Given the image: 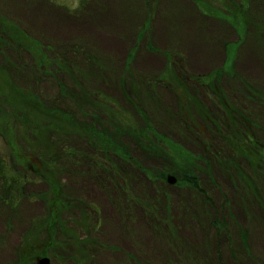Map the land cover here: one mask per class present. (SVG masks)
Instances as JSON below:
<instances>
[{
	"label": "rangeland",
	"instance_id": "rangeland-1",
	"mask_svg": "<svg viewBox=\"0 0 264 264\" xmlns=\"http://www.w3.org/2000/svg\"><path fill=\"white\" fill-rule=\"evenodd\" d=\"M155 1L158 2L0 0V14L16 23L27 36L50 49H71L66 55L75 61L70 68L78 76L96 74L89 82L82 81L81 76L75 83L67 76L58 77L66 83L69 93L80 88L90 93L88 98L93 102L82 105L81 111L71 101L52 97L57 91L52 83H30L32 92L48 107L71 112L79 123L105 129L108 139L125 147L140 165L138 168L121 161L119 148L108 161L93 154L97 152L83 142L74 146L69 142L47 145V137H55L52 128L45 139L38 134V146L31 138L36 134L25 131L20 124L13 127L16 130L12 133V148L0 134V264H36L44 257L50 264H264V197L249 195L235 181L241 177L236 167L246 175L251 172L250 163L243 156H250L249 145L241 138L245 153H234L236 157L227 171L222 170L216 158L218 153L226 154L221 156L223 159L232 157L222 141V136L229 135L231 130L235 134L237 130H251L264 145V106L248 98L245 90L246 86L248 91L264 96V0L241 1L239 11L220 10L221 16L206 20L208 27L222 28L223 37L204 42L207 47H222L208 48L210 55L199 67L193 65L192 57L183 48L170 43L162 46L155 39ZM201 2L225 8V0ZM238 4L235 8L240 7ZM25 54L22 53L23 57ZM5 55L8 56L7 51ZM2 59L1 71L2 66L9 67ZM172 61L178 62L188 78L211 76L214 71L223 70L217 80L207 84L187 82L189 103H184L183 110L190 105L189 115L178 111L175 95L180 94L179 88L151 82L152 77H162ZM7 69L9 73L14 71ZM124 69L137 75L124 74V82L120 81ZM1 71L0 85L5 79ZM138 75L148 79L141 83L136 79ZM239 80L246 85L243 87ZM123 89L134 99L132 103L125 101ZM211 89L218 96L219 90L230 97L232 91L242 104L244 115L226 114ZM138 108L156 132L193 156L195 173L207 200L177 184L174 174V184H168L166 178L159 181L157 174L167 171L170 175L169 170L175 165L173 159L167 164L154 158L135 142L134 135L115 132L113 127L117 125L134 128L144 124L135 113ZM180 108L182 111L181 105ZM198 108L204 113L200 114ZM247 113L254 114L263 130L247 125ZM195 125L200 126L201 134L196 132ZM208 141L216 144L215 148H208ZM51 144L53 148H49ZM73 148L93 157L100 170L91 168V162L72 161L68 168L71 173L53 175L52 185L55 183L54 188L59 191L53 201L59 213L55 220H50L45 200L50 187L34 175L36 167L31 170L28 162L16 156L41 158L44 152L59 161V156L66 155L64 150ZM252 162L258 164L257 160ZM53 164L58 170L63 166L61 161ZM109 166L114 170H109ZM256 168L263 180L264 165L262 169ZM260 190L264 196V188Z\"/></svg>",
	"mask_w": 264,
	"mask_h": 264
},
{
	"label": "trees",
	"instance_id": "trees-1",
	"mask_svg": "<svg viewBox=\"0 0 264 264\" xmlns=\"http://www.w3.org/2000/svg\"><path fill=\"white\" fill-rule=\"evenodd\" d=\"M238 1V3H240ZM234 2L233 0H225V8L218 9L211 6V4H207L206 2H199L198 7L200 12L212 16V17H219L221 16V11H232L236 12L239 11L241 8V3L238 4ZM240 6L239 8H235L236 6ZM237 9V10H236ZM221 10V11H220ZM6 48V49H5ZM151 49V48H150ZM71 49L65 50V52L62 51V49L59 47L52 48L45 47L42 45L39 41H36L35 39H32L31 37L27 36L22 29L16 24L12 23L5 17H3L0 14V57L3 58L2 60H6L5 64L9 67L2 66V75L5 77L3 80V83L0 85V134L3 138H6V141L8 145L12 148L14 145V134L13 131L16 130L17 125L25 129V131H28L29 133L36 134L32 136L33 138V144L34 146L40 145V142L37 138L38 134L43 136V139L47 137V132L50 128H52V134L55 133V137H52L50 134V137H47V145L49 142H57L56 144L60 145L61 142H69L70 146L79 145L80 142L85 143V145H88L92 150H94L100 157L108 159V161L111 159L112 153L115 151L117 152V149L119 148V151L121 152L120 155H118L119 158H121V161L130 163L131 165L137 166L139 168V164L135 162V160L132 159L130 156V152L125 149V147L122 149L120 145L113 144L111 140L108 139L107 131L105 129H97L95 126H92L87 123H79L80 121L75 120L74 117L70 114L71 112L60 110L58 108H50L46 105L44 100L35 94V92H32V90L29 88L30 83H34L36 85L44 83H52L55 85V88L57 91H55V95L52 97H56L55 99H63L65 101H71V103H75V106L77 105L78 111H81L83 108L82 105H90L93 101H91L90 93L87 90H82L80 88L79 91H74L69 93V88L66 86V83H64L63 80H59V76H67L70 78V80L75 83L76 81L80 80L79 76L82 77V81H91L93 78H95L96 74L93 72V74H76L74 71L71 70L70 66H73L75 61H71V57H67V51H70ZM5 51H7V55H5ZM12 52V53H11ZM14 53V54H13ZM23 54L27 57L24 58ZM24 59L28 62L24 64ZM91 64V62H90ZM170 67L165 69V71L161 76L152 77L151 82L155 83H161L164 84V82L170 87L174 88L172 85H175V88H179L180 94L178 93L177 96L175 95V98L178 102L179 107V113H188L192 111V107L185 108L184 103L188 104L189 97L187 94H189L190 89L187 87L188 81H195L200 82L203 81L205 84H207L210 81L217 80L218 77L223 74V70H216L214 71L211 76L206 77H197V78H188L186 73H184L183 69L179 67L178 62L172 61L170 62ZM7 68H11V73H17L19 76H13L11 73H9ZM18 68H21L20 72H27L25 77H22V73L19 72ZM78 73V72H77ZM1 74V73H0ZM124 74L136 76L137 74L132 73L130 71H127L124 69V72L121 75L120 81L124 80ZM165 75V76H164ZM20 76L22 77V80H20ZM139 76V77H138ZM136 79H138L139 82L146 81V77L138 75ZM100 79V78H98ZM124 82V81H123ZM239 83H242V86L244 87L246 84L244 81L239 80ZM244 82V83H243ZM122 83V82H121ZM25 84V85H24ZM172 84V85H171ZM165 85V84H164ZM209 86V85H208ZM210 87V86H209ZM126 88V87H124ZM137 89V88H136ZM218 90V89H217ZM245 90L247 92V97L260 103L264 106V96H257L256 94L248 91V88L245 86ZM212 93L216 97L217 101L224 107V110L226 111V114H232L235 115L237 113L238 115L243 114V110H241V105L239 100L236 99V95L231 91V97L226 92H221L219 90L220 95H217L216 90H212ZM78 92V93H76ZM124 99L127 102V104L132 103L134 99L128 95L126 90L124 91ZM77 94L78 96H76ZM140 92L136 93V98L138 99ZM229 97V99H228ZM191 103L194 105H197L195 100L191 99ZM180 105L182 107V111L180 108ZM4 106V107H2ZM97 110V109H96ZM198 112L204 113L203 109L198 108ZM135 113L139 118H141V121L144 124L140 125V127H129L128 125H117V127H113L115 129V132L121 135H134L135 142H138V145L140 147H143V151H145L147 154L151 155L154 158H158L166 162L167 164L171 162L173 159L172 164H175L173 167L170 168L169 173L176 175L177 184L185 186L187 189H190L191 191L196 192L198 195L202 196L205 200L207 198L205 197L204 191L201 189L200 182L196 175V169H194V158L191 154H188L187 151H185L184 148L181 146L175 144L172 142L171 139L164 137L163 135L159 134L154 130L153 125L150 123L148 117L141 109H136ZM252 113V112H250ZM247 113V116L252 118H246L245 120L248 122L247 125L249 126H258L259 130H263L262 125H259L260 122L256 118L254 114ZM182 115V114H181ZM189 115V113L187 114ZM73 117V118H72ZM207 117V116H206ZM211 118V117H210ZM208 118V120H210ZM112 120V119H111ZM257 124L254 125L253 121ZM9 124H11L10 128ZM20 124V125H19ZM184 124V121H183ZM186 124V123H185ZM184 124V125H185ZM7 125V126H6ZM16 126V128H13ZM54 126V128H53ZM196 128V132L202 133V129L200 126H194ZM72 129H75L74 132ZM59 135H57V134ZM232 133V134H231ZM239 133H242V137ZM231 134V135H230ZM229 135L222 136V141L226 144V148L229 149V152L232 157H229L228 159H223L221 156L226 154H219L216 156L218 165L221 166L222 170L227 171L229 166H231L234 162L233 159L236 157L234 153L240 152L245 153V149L242 148L241 140L245 138V141L249 145V149L247 150V155H243L246 157L248 162L250 163V169L249 171V177L241 170V168L236 167L235 171L237 172L238 177L235 181L239 182V185L242 189L247 191L249 195H254L256 198L264 197L263 194L261 196V190L264 188V179L262 180V174L260 175L259 169L256 168V166H259L261 169L264 164V145L263 142L257 141L258 138L255 137V134L250 130V133H243L241 131H235L231 130ZM247 137V138H246ZM242 138V139H241ZM42 139V142H46ZM247 139V140H246ZM244 140V139H243ZM259 140V139H258ZM214 142V140H213ZM28 144V143H27ZM32 144V145H33ZM29 145V144H28ZM137 145V146H138ZM205 145H207L208 148H215L216 144H213L212 142H205ZM53 148V145H49V148ZM225 150H228L226 149ZM140 149V150H142ZM247 149V148H246ZM258 153L256 154V151ZM64 150V149H63ZM38 151V149H37ZM66 152V155L59 156V161L57 160L58 157H50L46 153L42 152L41 158H33L28 156H19V154L16 156L20 160H25L29 163L28 168H31V170H37L34 172V175L42 180L43 183H45L47 186L50 187V191L47 194L48 199L47 200V218H50V220H55L54 218L58 216L57 213H59L58 208L54 207V199L56 198L55 195L59 193L57 188H54V185H52V176L54 175L56 177V174L58 173H71L68 172V168L72 166V161H82L87 164V162H91V168H98L100 164L96 163V160L93 157H88L84 155V152H81L79 149H68L64 150L63 153ZM34 153V152H33ZM116 154V153H115ZM47 155V156H45ZM220 155V156H219ZM108 156V158H107ZM114 156V155H113ZM39 157V156H38ZM49 160L46 162V160ZM90 158V159H89ZM43 159V161H42ZM233 160V161H232ZM258 161V164H253L252 161ZM58 161V162H56ZM62 162L63 166L60 170L56 168V166L53 164V162L60 163ZM128 165V164H127ZM227 165V166H226ZM56 168V169H54ZM109 170H114L111 166L108 167ZM227 169V170H226ZM55 170V171H54ZM94 172V171H93ZM145 175L148 173L144 172ZM164 174H157L156 176L159 178V181L165 180L167 178V171ZM52 173V174H51ZM60 173V174H61ZM117 174L118 172L115 171ZM114 174V171L112 172ZM115 175V174H114ZM1 176V175H0ZM247 179H245V178ZM240 180L249 182V187H247V183L245 184L241 183ZM260 186L259 187H257ZM246 186V187H244ZM56 187V186H55ZM263 187V188H262ZM264 193V191H263Z\"/></svg>",
	"mask_w": 264,
	"mask_h": 264
},
{
	"label": "crops",
	"instance_id": "crops-1",
	"mask_svg": "<svg viewBox=\"0 0 264 264\" xmlns=\"http://www.w3.org/2000/svg\"><path fill=\"white\" fill-rule=\"evenodd\" d=\"M201 1L158 0V2H154L156 4L153 7L155 18L152 34H155V39L162 46L170 43L183 48L187 51V55L192 57L191 61L196 67L204 65L205 59L210 55L208 48L222 47V44H218L216 47L214 45L207 47L204 41L213 40L214 37L219 39L223 37L222 28H216L215 25V27L207 26L206 20L211 18L200 12L198 3Z\"/></svg>",
	"mask_w": 264,
	"mask_h": 264
},
{
	"label": "water",
	"instance_id": "water-1",
	"mask_svg": "<svg viewBox=\"0 0 264 264\" xmlns=\"http://www.w3.org/2000/svg\"><path fill=\"white\" fill-rule=\"evenodd\" d=\"M166 182L168 183V184H174V182H175V178L173 177V176H171V175H167V178H166ZM36 264H50L49 263V260L47 259V258H40V259H38L37 261H36Z\"/></svg>",
	"mask_w": 264,
	"mask_h": 264
}]
</instances>
